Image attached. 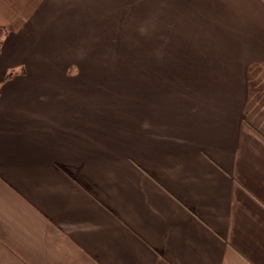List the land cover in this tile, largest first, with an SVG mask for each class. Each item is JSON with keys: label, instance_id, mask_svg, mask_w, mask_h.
Segmentation results:
<instances>
[{"label": "crops", "instance_id": "obj_1", "mask_svg": "<svg viewBox=\"0 0 264 264\" xmlns=\"http://www.w3.org/2000/svg\"><path fill=\"white\" fill-rule=\"evenodd\" d=\"M95 4L162 76H105ZM0 27V264H264V0H0Z\"/></svg>", "mask_w": 264, "mask_h": 264}, {"label": "rangeland", "instance_id": "obj_2", "mask_svg": "<svg viewBox=\"0 0 264 264\" xmlns=\"http://www.w3.org/2000/svg\"><path fill=\"white\" fill-rule=\"evenodd\" d=\"M126 6V5H125ZM94 10L90 11L93 28V49L92 57L94 60L107 61L109 72L106 77H120L132 75H148V72L154 76H162L164 69H153L149 67L148 38L143 37L141 44L134 43L133 20L124 22L119 25L117 20H100L98 19L100 7L98 4L93 5ZM128 7V6H127ZM126 11V10H125ZM93 75L97 76L93 69ZM104 73V69H102ZM139 72V73H138ZM100 73V72H97ZM156 73V74H154Z\"/></svg>", "mask_w": 264, "mask_h": 264}, {"label": "trees", "instance_id": "obj_3", "mask_svg": "<svg viewBox=\"0 0 264 264\" xmlns=\"http://www.w3.org/2000/svg\"><path fill=\"white\" fill-rule=\"evenodd\" d=\"M8 32V30L4 27H0V52L2 50V46H3V43H4V38L6 36V33ZM10 74H8V76H10Z\"/></svg>", "mask_w": 264, "mask_h": 264}]
</instances>
